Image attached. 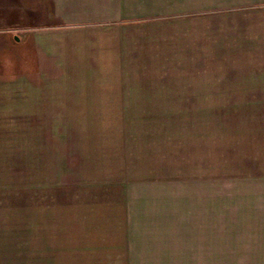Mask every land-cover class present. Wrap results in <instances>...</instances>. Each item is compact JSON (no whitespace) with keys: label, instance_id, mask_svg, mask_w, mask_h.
I'll list each match as a JSON object with an SVG mask.
<instances>
[{"label":"rangeland","instance_id":"1","mask_svg":"<svg viewBox=\"0 0 264 264\" xmlns=\"http://www.w3.org/2000/svg\"><path fill=\"white\" fill-rule=\"evenodd\" d=\"M183 79L94 109L0 74V264H264V100Z\"/></svg>","mask_w":264,"mask_h":264},{"label":"crops","instance_id":"2","mask_svg":"<svg viewBox=\"0 0 264 264\" xmlns=\"http://www.w3.org/2000/svg\"><path fill=\"white\" fill-rule=\"evenodd\" d=\"M16 68L94 109L198 75L214 98L264 100V0H0V74Z\"/></svg>","mask_w":264,"mask_h":264},{"label":"water","instance_id":"3","mask_svg":"<svg viewBox=\"0 0 264 264\" xmlns=\"http://www.w3.org/2000/svg\"><path fill=\"white\" fill-rule=\"evenodd\" d=\"M16 40H18V38H16Z\"/></svg>","mask_w":264,"mask_h":264}]
</instances>
